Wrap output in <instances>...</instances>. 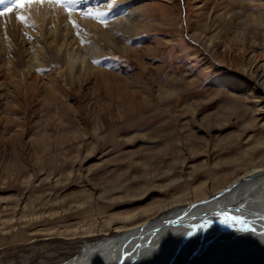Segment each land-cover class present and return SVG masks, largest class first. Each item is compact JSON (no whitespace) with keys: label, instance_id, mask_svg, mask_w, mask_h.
<instances>
[{"label":"rangeland","instance_id":"374dc122","mask_svg":"<svg viewBox=\"0 0 264 264\" xmlns=\"http://www.w3.org/2000/svg\"><path fill=\"white\" fill-rule=\"evenodd\" d=\"M118 1L99 4L105 30L125 19L109 30L115 45L81 44L89 70L69 75L44 49L9 40L0 264H63L161 205L264 164V77L254 66L264 61V0ZM13 8L44 27L31 4Z\"/></svg>","mask_w":264,"mask_h":264},{"label":"bare ground","instance_id":"6f19581e","mask_svg":"<svg viewBox=\"0 0 264 264\" xmlns=\"http://www.w3.org/2000/svg\"><path fill=\"white\" fill-rule=\"evenodd\" d=\"M100 2L80 0L68 9L50 0L31 3L39 23L42 20L44 23L39 31L29 20L11 16L13 10L3 12L0 16V64L12 59L9 40L15 39L22 44H34L40 51L44 49L42 55L49 53L54 60L62 62V72L69 75L78 68L80 72L89 70L87 54L83 53L85 47L81 44L86 43L87 37L96 36L102 38L105 45H115L109 30L125 20L108 22L109 29L105 30L101 19L94 18L104 11ZM43 10L48 13L44 14ZM27 36L35 41H27ZM254 66L257 76L263 78L264 61ZM155 214L123 234L84 246L79 255L63 264H264V164L251 166L224 186L193 201L176 200L161 205ZM226 215L234 217L227 224L221 222ZM205 221H212L206 230L201 227ZM193 230L195 234L189 236L188 232Z\"/></svg>","mask_w":264,"mask_h":264},{"label":"snow or ice","instance_id":"6c2138e0","mask_svg":"<svg viewBox=\"0 0 264 264\" xmlns=\"http://www.w3.org/2000/svg\"><path fill=\"white\" fill-rule=\"evenodd\" d=\"M5 2H6V0H0V4H3ZM35 2L43 3L44 0H11L10 3H11V7H14V8L19 9V8L25 6L26 4H31V3H35ZM50 2H52V3H58V4H63L66 8H71V6L73 4L80 2V0H50ZM10 10H11V8H6L5 9V11H10ZM2 15H4V13L3 12H0V16H2ZM103 15L104 14L101 13V14H98L97 17H94V18L101 19V22L102 23H106V21H103L102 20ZM19 19L23 20L24 18L23 17H20ZM233 219H234V217H231V216H227L226 215V218L224 220H222L221 222L227 224V222L229 220H233ZM211 224H212V221H205L204 225L201 226V227H203L206 230L208 227L211 226ZM195 227L196 226H193V229H195ZM193 234H195V231L194 230L188 232V235L189 236H191Z\"/></svg>","mask_w":264,"mask_h":264},{"label":"water","instance_id":"95a60500","mask_svg":"<svg viewBox=\"0 0 264 264\" xmlns=\"http://www.w3.org/2000/svg\"><path fill=\"white\" fill-rule=\"evenodd\" d=\"M196 255V254H195Z\"/></svg>","mask_w":264,"mask_h":264}]
</instances>
